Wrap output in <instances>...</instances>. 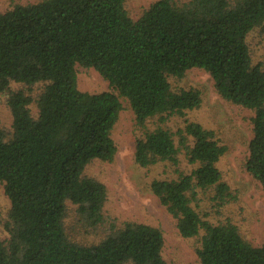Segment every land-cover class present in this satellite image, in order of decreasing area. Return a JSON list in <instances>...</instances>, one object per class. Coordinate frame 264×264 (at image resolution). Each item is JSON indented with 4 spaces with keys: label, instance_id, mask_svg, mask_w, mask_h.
Segmentation results:
<instances>
[{
    "label": "trees",
    "instance_id": "obj_1",
    "mask_svg": "<svg viewBox=\"0 0 264 264\" xmlns=\"http://www.w3.org/2000/svg\"><path fill=\"white\" fill-rule=\"evenodd\" d=\"M263 23L264 0H155L136 19L125 0H39L0 11V92L11 81L42 85L36 98L21 89L6 98L12 132L0 126V182L10 206L0 264H173L163 258L157 226L111 222L99 241L82 243L66 223L68 202L84 229L106 221V187L84 169L114 158L120 97L143 130L134 144L138 165H175L179 150L195 164L153 179L150 189L183 237L204 230L197 264H264V241L253 245L231 221L204 220L191 203L197 188L231 196L217 166L226 146L214 129L188 119L175 131L162 125L201 103L197 89L174 90L168 78L207 71L223 99L254 110L245 168L264 189V67L253 63L247 42ZM76 64L93 67L112 90L79 89ZM154 117L161 124L148 129Z\"/></svg>",
    "mask_w": 264,
    "mask_h": 264
},
{
    "label": "rangeland",
    "instance_id": "obj_2",
    "mask_svg": "<svg viewBox=\"0 0 264 264\" xmlns=\"http://www.w3.org/2000/svg\"><path fill=\"white\" fill-rule=\"evenodd\" d=\"M39 0H0V11L15 4H27ZM155 0H125V8L130 17L138 18ZM184 4L189 0H171ZM251 58L254 64L264 67V23L253 28L247 36ZM79 89L88 92L111 91L108 81L93 67L80 64L75 66ZM174 90L180 88L197 89L201 95L199 107L187 110L184 116L170 115L164 127L175 131L185 119L194 120L204 127L214 129L218 139L226 146L217 166L221 180L227 183L231 196L220 200L213 187L204 190L197 188L191 203L204 220L211 223L231 221L240 234L253 245L264 241V189L246 170L248 143L252 137V117L254 110L223 99L215 90L210 74L197 67L188 69L181 78L169 77ZM40 84L26 85L11 81L10 90H23L36 98ZM9 90V91H10ZM9 91L0 92V126L7 134L12 132V116L6 98ZM121 110L111 135L116 144V153L111 161L92 159L85 167L84 174L98 179L106 187V200L103 213L106 221L95 229H84L77 220L76 206L67 203L66 223L74 226L71 236L82 243L99 241L109 230V223L120 226L124 221L144 222L161 229L164 237L163 258L173 264H197L199 258L196 247L200 243L203 229L192 237H183L175 219L160 203L150 189L153 179L176 178L180 172H189L195 167L187 161L182 150L178 152V163L158 162L150 166H140L134 160V144L142 129L135 125L134 114L126 98L120 97ZM32 114L38 109L33 100L30 104ZM158 117L148 119L146 127L153 129ZM10 201L0 182V238L7 237L5 228Z\"/></svg>",
    "mask_w": 264,
    "mask_h": 264
}]
</instances>
